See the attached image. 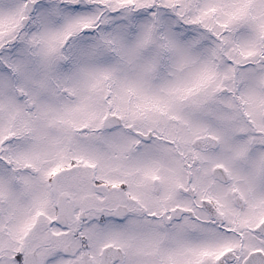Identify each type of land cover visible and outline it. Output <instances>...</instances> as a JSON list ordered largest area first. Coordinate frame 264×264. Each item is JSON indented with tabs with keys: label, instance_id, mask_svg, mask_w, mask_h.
<instances>
[{
	"label": "snow or ice",
	"instance_id": "1",
	"mask_svg": "<svg viewBox=\"0 0 264 264\" xmlns=\"http://www.w3.org/2000/svg\"><path fill=\"white\" fill-rule=\"evenodd\" d=\"M0 264H264V0H0Z\"/></svg>",
	"mask_w": 264,
	"mask_h": 264
}]
</instances>
